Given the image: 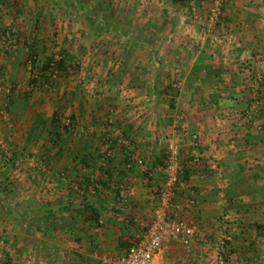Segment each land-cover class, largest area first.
Instances as JSON below:
<instances>
[{"label": "crops", "instance_id": "crops-1", "mask_svg": "<svg viewBox=\"0 0 264 264\" xmlns=\"http://www.w3.org/2000/svg\"><path fill=\"white\" fill-rule=\"evenodd\" d=\"M10 1L0 0L1 16L11 11ZM125 2L138 18L136 34L147 36L139 46H154V53L167 47L172 54L166 59L156 53L152 64L161 69L136 77L138 83L152 84L147 93L130 89L122 101V86L112 80L101 94L99 84L84 87L83 97L81 80L67 76L43 93L30 86L29 43L20 42L11 57L0 58L6 68L0 80L12 85L1 94L12 123L0 122V138L10 136L13 164L30 179L35 181L36 170H48L42 191L32 181L12 186L0 154V264H111L124 256L129 244L143 237L159 203L170 140L181 145L183 164L191 168L189 181L180 184L184 200L174 208L200 232L189 249L166 243L155 264H194L209 254L207 242L216 240L215 228L227 206L224 193L236 174L243 175L242 162L264 160V0H224L216 24L211 23L213 0ZM13 9L8 17H24L19 7ZM60 111L76 119L78 131L71 138L53 122ZM193 135L200 140L197 165L192 163ZM33 151L37 168L28 156ZM85 176L110 179L121 189L129 184L127 201L120 202L108 185L99 196L92 188H79ZM75 191L86 192L99 222L86 213L84 195L72 200ZM250 256L261 255L244 257ZM233 260L247 264L240 257Z\"/></svg>", "mask_w": 264, "mask_h": 264}, {"label": "rangeland", "instance_id": "rangeland-1", "mask_svg": "<svg viewBox=\"0 0 264 264\" xmlns=\"http://www.w3.org/2000/svg\"><path fill=\"white\" fill-rule=\"evenodd\" d=\"M9 5L11 11L14 10V7H19L21 12L23 10L24 17H8L11 11L4 13L2 16L0 15V30L10 27L14 30V34H18V36L21 37V40L16 41V39H12L7 41L3 39L0 42V58L2 55L11 57L14 51H17L18 48L16 49V47H19V43L24 40L27 41V39L30 46H35V53H39V65L40 62L50 57L55 56L56 58H61L63 55L69 54L71 58L68 59V62L74 66L75 70L61 77H73L75 79L74 82H79L81 80L79 88L81 87V89H83L80 93L83 97H87L84 87H88L93 83H95L96 86L99 84V87L97 86L99 90L98 94H101L104 92L101 90H105L112 80H117V84L122 86V89L121 87L118 89V93L122 92L118 95L122 101H125L123 98H127V94H129L128 90L130 89H136L142 94L145 92L147 93V91L152 88V84H148V81L138 83L136 77L142 76V74L144 76V74L157 73L158 70L161 69H158L152 64L155 60L154 56L156 53H159V56L165 57L166 59L171 58L170 56L172 55L169 54L167 47H164L166 50L163 52L158 49V51L154 53L153 50H150V48L154 49V46H146V48H144L145 46H139L146 42L143 39L147 38V36H138V34H136L138 18L134 12V8L131 5H127L125 0H11ZM5 10L7 11L8 9L6 8ZM1 11L0 8V12ZM35 13L38 17L35 16ZM14 22H17V24ZM16 26H19L21 30L24 28V34H22L23 31H19ZM30 29L32 32H30ZM26 32H29V37L26 35ZM6 51L8 53H6ZM30 54L31 50L29 52V55ZM27 59L26 65L31 72V67L30 64L27 63ZM140 59L143 60L141 61ZM141 63L145 67H139ZM164 74H167L166 69ZM61 77L52 76L49 81L50 88L43 93L52 91L57 84L56 82L59 81ZM1 82L2 90L0 91V96L2 92H4L7 84L3 83L2 80ZM9 86L10 84H7L8 89ZM9 90H11V88ZM132 93L134 94V92ZM136 97V100L141 102L138 100L140 96H138L137 93ZM130 102L133 104L134 99H131ZM4 109L8 114H6V116L1 114V111ZM57 114L61 119L58 125H60V129H62L65 135L71 138L77 134L78 124L76 119H72L75 122L76 131L69 133L63 122L72 117L65 115L61 111ZM179 120L181 121V118H179ZM0 122L12 123L9 105L7 101H2V96L0 97ZM9 137L8 134L7 137L4 135V137L2 136L0 138V141L4 142L7 151L12 155V164L3 162L5 153H3L1 149L0 154L2 153L1 161L3 169L11 172L10 177L12 181H10V184L16 186L24 182L32 181L33 184H36L37 189L40 188L42 191V188H44L47 183V179H44L43 174H46L48 170L44 171V167H42V170H36L35 181L30 179L31 176L24 173V169L22 171L20 168L21 165L20 167L19 165L16 167L13 164L15 152L13 151L14 148L11 146ZM29 155H31V160H34L32 161V165L37 168L36 165L38 164V160L35 157L38 155L37 152L35 153L33 151V153H29L28 156ZM257 161L258 163L254 162L252 164L242 162L243 164L245 163L244 167H242L243 170H241L243 175L239 173L236 174L238 177L235 176V179L245 177L255 190L261 192L250 198L241 199L243 202H247V200L250 201L252 203V205H250L252 210H242L241 216V213L224 211L220 215L218 228H215L217 237H219L218 233L222 228L221 223L225 217H228V223L230 225L228 230L231 234V240L228 243L230 264L233 263L234 258L236 263L239 257L244 260V263L247 262V264H258L264 261V236H260L264 234V177L259 175V173H264V160L259 159ZM14 168L15 170L19 168V172L14 174ZM254 174L258 175L255 176ZM232 181L231 178V182ZM8 196L9 195L5 194L2 197H7L6 200L8 201ZM176 202H178L179 205L180 200L176 199ZM63 218L70 219L71 216L64 215ZM55 219H58V217L55 216ZM242 225L244 227H242ZM216 243L217 242L211 238L210 243L206 244L208 252L215 247L214 245ZM234 253L236 254L235 257ZM250 253H257V255L259 253L261 256H257V258L250 256L245 259L244 256L250 255Z\"/></svg>", "mask_w": 264, "mask_h": 264}, {"label": "built area", "instance_id": "built-area-1", "mask_svg": "<svg viewBox=\"0 0 264 264\" xmlns=\"http://www.w3.org/2000/svg\"><path fill=\"white\" fill-rule=\"evenodd\" d=\"M223 2L224 0H213L214 6L211 10V23L216 24L220 19ZM35 77H37V75H35ZM1 84L2 82L0 80V91L2 90ZM11 87L12 85L9 86V89ZM45 88H50L49 84H45ZM1 114L6 116L7 113L5 109L1 111ZM63 124L67 127L69 133L76 131L75 122L72 119L68 118L64 120ZM190 142L194 148V154L196 155L193 157L192 163L197 165L200 162L197 155L198 148L200 147L199 137L193 135L190 138ZM0 149L5 153L3 162L12 164V155L7 151L3 141L0 142ZM165 156V163L162 166V170L166 178L163 186L157 193L159 203L154 211L153 218L150 220V225L148 229H146L143 237L138 242L132 244L124 256L117 258L114 262H111V264H155V260L162 257V252L166 243L178 242L186 249H189L196 236L199 234L200 228L195 223L180 218L177 214V209L175 210L174 208V206H179L176 202V195L178 187L182 183V176L185 169L182 161L181 145L174 140L167 141ZM139 164L145 166L142 161H140ZM130 192L131 186L126 184L123 189H121V202L127 201ZM191 202L193 203L194 201L191 200ZM221 225L222 228L218 233L219 237L215 240L217 242L214 245L215 247L208 255L200 258L199 262L194 264H230L228 243L231 240V234L228 230L230 226L228 217L223 219ZM179 264L190 263L188 260H183Z\"/></svg>", "mask_w": 264, "mask_h": 264}, {"label": "trees", "instance_id": "trees-1", "mask_svg": "<svg viewBox=\"0 0 264 264\" xmlns=\"http://www.w3.org/2000/svg\"><path fill=\"white\" fill-rule=\"evenodd\" d=\"M4 7V6H3ZM1 8V7H0ZM3 11V9L1 8ZM6 39L7 41H10L12 39H16V41H20L21 37L18 36V34H14V30L10 27L3 28L1 31V39L0 42ZM26 41V40H25ZM28 41H26L24 44H27ZM31 54L28 56L27 63L30 64L31 66V80H30V86L33 87V89H37V91H47L45 88V84H49V81L52 76H62L66 75L68 72H71L75 70L74 66L68 62V59L71 58L69 54L63 55L61 58H56L50 57L42 62L38 61L39 53H35L36 49L35 46L31 45L30 46ZM6 53H8L6 51ZM5 66L0 65V79L4 78V73H5ZM37 75V77H35ZM16 89V88H15ZM55 121L54 124L58 126V123H60L61 119L58 114H55ZM74 119V118H71ZM55 126V127H56ZM60 126V125H59ZM68 131V130H67ZM164 165V164H163ZM191 174V168H188L185 166L184 169V174L182 176V182H188L189 177ZM111 176V174H109ZM77 184V183H76ZM119 183H114L112 184L110 182L105 183L102 180L99 179H94L89 176H85L82 180V182L79 185V188H84L86 192L88 191V188H92L93 194L99 196L101 192H103L104 189L107 188V185L112 189L113 193H115V196L120 199V194H121V188L118 187ZM74 185V184H73ZM85 192V193H86ZM74 199H79L80 197L83 198V201L86 203V213L90 214V219L95 221L96 223L99 222V214L98 211H96L95 208L92 206L91 200L86 196L84 193L82 196H80L79 192H74ZM258 195L259 192L255 190L253 186L249 184L247 179L245 177H239L235 179L225 190L224 193V198L227 203V206L225 208V211H233L238 214L242 213V210L248 211L249 208L252 205L251 202H243L241 199L242 198H250L253 195ZM70 195V194H69ZM182 196H184V192L180 190V186L178 187L177 190V195L176 199L177 200H184L182 199ZM69 200H71V196H69ZM69 201V202H70ZM121 202V201H120ZM264 236V234L260 235ZM132 246V244H129V248ZM127 250V251H128Z\"/></svg>", "mask_w": 264, "mask_h": 264}]
</instances>
